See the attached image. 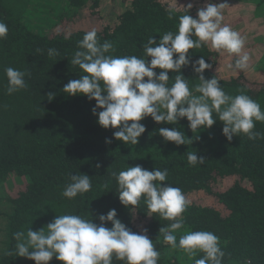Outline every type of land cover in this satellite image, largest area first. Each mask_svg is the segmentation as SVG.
<instances>
[{"label": "trees", "instance_id": "trees-1", "mask_svg": "<svg viewBox=\"0 0 264 264\" xmlns=\"http://www.w3.org/2000/svg\"><path fill=\"white\" fill-rule=\"evenodd\" d=\"M226 2L222 23L246 38L248 69L229 68L236 57L221 55L210 45L189 50L192 60L203 56L212 65L204 72L206 79L215 75L227 94H246L264 111V0ZM188 3L195 17L207 0H0V21L9 29L0 40V264H35L7 254L14 252L16 232L39 230L62 214L93 218L99 224L98 215L110 209L133 232L147 229L160 253L158 264H195L204 254L190 259L179 247L166 244L159 229L171 222L155 213L148 216L143 199L138 207L120 203L111 173L136 165L166 168L164 183L180 188L190 201L182 214L184 228L174 233L177 244L188 231H209L219 237L223 264H264V139L241 134L229 142L219 120L193 133L186 118L169 125L146 117L140 122L146 131L139 143L125 145L113 137L115 129L97 123L95 100L63 92L69 80L84 74L71 60L87 31L95 28L101 44L112 42L111 55L147 59L142 45L149 36L159 40L167 31L175 33L179 17L188 14ZM50 48L59 54L49 56ZM8 67L30 74L25 77L27 87L12 95L6 91ZM175 75L169 72V86ZM182 75L190 89L199 83L190 66ZM49 93L55 94L51 101ZM161 127H177L187 137L200 139L176 146L159 135ZM254 130L264 134V122H255ZM189 152L203 156L204 163L189 165ZM70 174L89 175L92 189L72 200L64 197ZM14 181L20 184L12 192L8 189ZM49 264L61 262L54 257ZM113 264L124 262L113 259Z\"/></svg>", "mask_w": 264, "mask_h": 264}, {"label": "clouds", "instance_id": "clouds-1", "mask_svg": "<svg viewBox=\"0 0 264 264\" xmlns=\"http://www.w3.org/2000/svg\"><path fill=\"white\" fill-rule=\"evenodd\" d=\"M227 6L226 0L223 3L207 0L193 17L189 14L193 4L188 3L185 7L188 14L179 17L175 33L167 31L159 40L149 36L147 43L142 45L147 59L136 55H111L115 51L113 43L104 41L101 44L95 28L87 31L78 42L80 50L71 60V64L78 66L84 74L69 80L63 92L95 100L92 113L98 117L97 123L104 129H115L113 137L125 145L139 143L146 131L140 122L146 117H151L157 124L169 125H178L186 118L193 133L209 129L219 120L223 123L222 134L229 142L241 134L249 140L264 139V134L254 130L255 122H264L260 104L243 93L227 94L215 75L206 79L204 72L212 65L203 56L193 61L189 51L210 45L221 55L227 53L229 57H236L229 68L248 69L250 57L243 51L246 38L222 23L223 9ZM169 16L171 18V12ZM8 31V25L0 21V40L7 37ZM58 54L54 48L48 50L49 56ZM189 66L199 80L192 89L182 75V69ZM169 72L176 73L171 86ZM5 74L8 95L27 87L25 77L29 73L8 67ZM54 95L49 93L48 100L51 101ZM158 132L166 142L176 146L192 145L200 139L199 135L187 137L177 127H161ZM187 161L196 166L203 164L205 158L189 152ZM111 175L118 184L117 194L123 206L138 207L143 199L148 216L155 213L171 222L159 229L166 244L173 249L179 247L190 259L198 252L203 253L195 264H223L225 252L220 247L219 237L212 232L188 231L180 236L177 244L174 233L184 228L182 214L190 201L180 188L164 183L168 180L166 168L161 170L154 166L148 170L140 165L128 166ZM91 189L89 175L70 174V183L62 195L72 200ZM98 219L100 223L96 224L93 218L85 219L78 214L57 215L39 230L29 227L26 233L16 232L14 252L7 254L24 257L35 264H49L54 257L61 264H113V259L124 264H158L160 253L147 235V229L142 233L133 232L117 218L115 209H110L106 215L99 214ZM108 222L110 228L105 226Z\"/></svg>", "mask_w": 264, "mask_h": 264}, {"label": "rangeland", "instance_id": "rangeland-1", "mask_svg": "<svg viewBox=\"0 0 264 264\" xmlns=\"http://www.w3.org/2000/svg\"><path fill=\"white\" fill-rule=\"evenodd\" d=\"M173 1V0H172ZM174 1H176V0H174ZM19 184L20 183H18V182H16V181H14V182H12V185L9 187V189L8 190H13V189H19ZM12 192H15V190H13Z\"/></svg>", "mask_w": 264, "mask_h": 264}]
</instances>
